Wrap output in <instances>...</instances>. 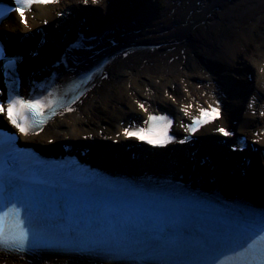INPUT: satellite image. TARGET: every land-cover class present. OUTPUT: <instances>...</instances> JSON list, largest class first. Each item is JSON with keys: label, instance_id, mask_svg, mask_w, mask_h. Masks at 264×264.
<instances>
[{"label": "bare ground", "instance_id": "obj_1", "mask_svg": "<svg viewBox=\"0 0 264 264\" xmlns=\"http://www.w3.org/2000/svg\"><path fill=\"white\" fill-rule=\"evenodd\" d=\"M31 14L25 27L17 25L12 14L0 25L7 33L9 51L24 55L22 81L56 76L58 91L80 74L85 85L76 84L83 92L73 99L70 110L22 141L35 147L41 143L50 152L68 143L89 145L90 159L107 158L113 168L118 161L141 175L147 170L137 167L132 161L136 158L125 152L136 149L122 135L123 128L150 114L167 113L174 120L173 131L185 134V123L200 105L218 102L219 121L201 129L194 143L183 147L188 155L184 164L172 168L170 153L159 154L153 158L161 160L156 174L173 175L174 182L207 194L220 191L223 200L241 198L264 206V185L256 179L264 177V0H61L54 6L34 7ZM39 29L46 32L44 40ZM79 33L87 39L84 47L67 51V43ZM103 58L106 64L89 79L85 71ZM70 63L65 72L62 66ZM64 104L59 95L55 108ZM223 127L245 135L255 149L241 154L225 150L220 161L218 154L211 162L215 167L203 168V156L211 158L215 151L207 149L208 143L225 146L227 139L217 134ZM222 146L217 148L220 153ZM17 256L0 253V264H41Z\"/></svg>", "mask_w": 264, "mask_h": 264}, {"label": "snow or ice", "instance_id": "obj_2", "mask_svg": "<svg viewBox=\"0 0 264 264\" xmlns=\"http://www.w3.org/2000/svg\"><path fill=\"white\" fill-rule=\"evenodd\" d=\"M17 5L20 7L15 8V11L19 13L21 18H24V13L26 9L31 8V6L35 3H49L51 0H15ZM87 2V0H86ZM95 2V0H94ZM26 22V21H25ZM3 50L0 49V54H2ZM22 106L25 108H35L36 104L31 101H24L22 99H13L9 100L7 106L3 103H0V113L6 111L8 120L19 129L21 133L26 134V129L21 126L18 122L17 113H16V106ZM207 115V113H205ZM151 119H155V117H151ZM224 135H228V133L224 129H220ZM128 135H138V133H127ZM139 138L143 139V136ZM149 143H159L160 141H154L149 139ZM10 196H15V191L9 192ZM3 213H0V219H2ZM19 230L13 236H6L2 227H0V244L5 246H16L18 248H22L28 240V229L25 228V221L20 220L19 222ZM28 224L34 223V218L29 215L27 218ZM36 224H39V220L35 221ZM250 229H258V235L264 236V216H261L257 221L255 218H252L250 224ZM34 232V242H39L38 234L35 233V228L33 229ZM88 243L92 246L100 247V246H111L113 249L123 250V251H134V250H141L137 249L134 244L129 241L121 240V239H109L102 234L91 233L88 239ZM239 246L241 250L244 249V245L240 243L238 239H225L221 241L216 247L209 249L208 247L201 246L198 249H192L191 247H182L177 245L176 247H166L160 240H153L151 242L146 243L145 248L142 249L144 251H154V250H162L165 252H175V251H197L201 254H208L215 251L219 247H232L233 255H238L239 253L235 250V247ZM237 264H244V262H237ZM251 264V262H249ZM260 264H264V259H261Z\"/></svg>", "mask_w": 264, "mask_h": 264}, {"label": "rangeland", "instance_id": "obj_3", "mask_svg": "<svg viewBox=\"0 0 264 264\" xmlns=\"http://www.w3.org/2000/svg\"><path fill=\"white\" fill-rule=\"evenodd\" d=\"M14 25H16V24H14ZM66 143H67V141H66ZM36 144L42 148L41 143H36ZM58 149H59V148H58ZM58 149H57V150H58ZM46 151H47V152H50V151H48V150H46ZM106 157H108V156H106ZM260 184H261V185H264V177L261 178Z\"/></svg>", "mask_w": 264, "mask_h": 264}, {"label": "water", "instance_id": "obj_4", "mask_svg": "<svg viewBox=\"0 0 264 264\" xmlns=\"http://www.w3.org/2000/svg\"><path fill=\"white\" fill-rule=\"evenodd\" d=\"M31 147H33V148H35V149L37 148V147H35V146H31Z\"/></svg>", "mask_w": 264, "mask_h": 264}]
</instances>
